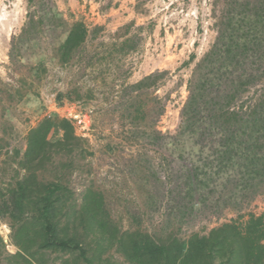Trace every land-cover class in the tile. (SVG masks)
I'll list each match as a JSON object with an SVG mask.
<instances>
[{"label": "trees", "instance_id": "16d2710c", "mask_svg": "<svg viewBox=\"0 0 264 264\" xmlns=\"http://www.w3.org/2000/svg\"><path fill=\"white\" fill-rule=\"evenodd\" d=\"M219 1L217 36L195 65L178 131L164 135L151 128L139 136L182 163L179 171L170 163L167 193L186 217L239 212L264 197V0ZM43 11L28 14L10 53L13 64L35 56L33 67L41 73L48 60L45 44H55L58 31L65 38L53 49L62 65L81 58L89 38L83 22L69 26L55 7ZM131 43L127 39L120 47ZM165 75L151 74L130 89L138 95L156 89ZM75 97L78 92L71 91L57 100ZM54 132L59 137L53 141ZM90 155L68 119L45 117L30 130L18 163L23 176L0 189V218L11 222L15 258L43 264L45 255L60 254L69 257L64 264H122L107 256L115 250L129 264H264V216L251 214L243 227L227 223L186 240L123 231L101 191L88 187L78 196L69 185L78 161ZM3 247L0 238V264Z\"/></svg>", "mask_w": 264, "mask_h": 264}, {"label": "rangeland", "instance_id": "374dc122", "mask_svg": "<svg viewBox=\"0 0 264 264\" xmlns=\"http://www.w3.org/2000/svg\"><path fill=\"white\" fill-rule=\"evenodd\" d=\"M221 6L219 0H35L33 4L0 0V189L23 176L18 163L27 136L51 116L70 120L91 153L78 161L70 187L78 196L88 187L101 191L123 231L140 230L157 240L174 234L186 240L227 223L243 227L251 214L264 216L262 196L239 212L226 209L183 216L167 193L169 165L179 171L182 163L169 158L165 149L158 150L147 137H139L151 128L164 135L178 131L189 80L215 42ZM49 7H55L69 26L78 21L87 26L89 38L81 58L60 64L53 48L65 38L61 29L55 44L52 40L50 46L45 44L46 71L34 69L35 56L13 64L12 40L21 34L28 14L38 17ZM127 39L132 43L121 49ZM157 72L166 75L156 89L140 95L130 89ZM71 91L78 92L75 100H57L59 94ZM58 137L54 132L50 138ZM12 234L10 220L0 218L2 264H27L14 257L19 250ZM107 256L129 264L115 250ZM68 258L47 254L41 261L64 264Z\"/></svg>", "mask_w": 264, "mask_h": 264}]
</instances>
